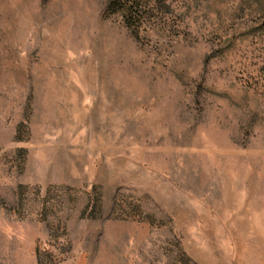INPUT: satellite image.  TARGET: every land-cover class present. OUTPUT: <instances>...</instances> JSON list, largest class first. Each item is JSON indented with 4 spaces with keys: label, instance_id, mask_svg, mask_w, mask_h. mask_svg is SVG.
Here are the masks:
<instances>
[{
    "label": "rangeland",
    "instance_id": "374dc122",
    "mask_svg": "<svg viewBox=\"0 0 264 264\" xmlns=\"http://www.w3.org/2000/svg\"><path fill=\"white\" fill-rule=\"evenodd\" d=\"M0 0V264H264V0Z\"/></svg>",
    "mask_w": 264,
    "mask_h": 264
},
{
    "label": "trees",
    "instance_id": "16d2710c",
    "mask_svg": "<svg viewBox=\"0 0 264 264\" xmlns=\"http://www.w3.org/2000/svg\"><path fill=\"white\" fill-rule=\"evenodd\" d=\"M155 9L152 0H109L105 12L108 15L121 13L126 27L139 37L141 31L147 27Z\"/></svg>",
    "mask_w": 264,
    "mask_h": 264
}]
</instances>
